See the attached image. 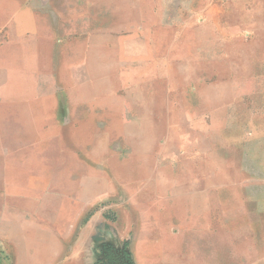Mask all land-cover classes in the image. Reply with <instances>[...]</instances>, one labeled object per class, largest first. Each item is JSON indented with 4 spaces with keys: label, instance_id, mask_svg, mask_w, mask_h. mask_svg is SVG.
<instances>
[{
    "label": "rangeland",
    "instance_id": "obj_1",
    "mask_svg": "<svg viewBox=\"0 0 264 264\" xmlns=\"http://www.w3.org/2000/svg\"><path fill=\"white\" fill-rule=\"evenodd\" d=\"M69 1L73 0L39 1V7H45L42 34L48 41L50 29L66 31L57 25L51 3L64 9ZM179 26L172 27V48L181 40ZM123 30L129 32L126 27ZM14 34L11 24H0V197H59L61 177L53 175L55 168L67 160L74 168L88 163L92 197L103 188L96 185L93 174L101 172L110 179L104 186L106 195L101 196L106 199L96 202V207L102 206L113 218L122 209L186 211L181 215L187 218H167L171 230H178L179 221L195 222L204 235L208 257L213 258L218 249L213 259L217 264H264V37L235 41L229 51L232 56L218 63L186 58L187 64L180 68L171 65L168 74H158L164 93L169 91L159 98L170 103V108L164 107V116L172 120L157 122L161 143L156 140L150 153L132 157L129 138L121 144L111 140L104 150L98 137L90 142L86 138L82 153L83 136L116 131L117 116L109 107L73 104L83 98L82 90L74 88L67 73L55 71L61 59L51 57L52 50L45 52L49 57L43 59L42 73L11 72L15 59L2 58V53L11 47ZM205 53L212 56L208 50ZM26 61L35 63L34 58ZM216 69L225 74L219 75ZM19 83L26 87L29 104L16 103L23 92ZM135 92L134 88L116 89L111 94L127 97ZM93 94L89 102L102 96L98 90ZM131 163L139 169L122 167ZM128 179L136 185L127 183ZM159 179L162 182L155 183ZM194 211L202 217L194 216Z\"/></svg>",
    "mask_w": 264,
    "mask_h": 264
},
{
    "label": "crops",
    "instance_id": "obj_2",
    "mask_svg": "<svg viewBox=\"0 0 264 264\" xmlns=\"http://www.w3.org/2000/svg\"><path fill=\"white\" fill-rule=\"evenodd\" d=\"M39 1L0 0V24L8 22L17 32L2 58L15 59L13 73H42L43 59L49 57L45 52L52 50L50 56L61 59L55 71L67 73L74 88L82 90L83 98L73 104L109 107L118 118L116 131L89 133L79 148H85L86 138L90 142V138L98 137L103 150L111 140L121 144L123 138H129L132 157L150 153L156 140L161 143L157 122L172 120L164 116V107L170 108V103L159 98L169 91L164 93L158 74H168L171 65L180 68L187 64L186 58L201 64L204 60L218 63L229 58L235 41H243L245 36L257 40L264 37V0H73L64 9L51 3L57 25L66 31L59 32L57 25L51 24L57 29H50L48 41L42 34L45 7H39ZM174 25H180L181 40L172 48ZM125 27L128 33H124ZM27 58H34V65H28ZM214 72L225 74L217 69ZM21 86L23 92L16 103L26 105V87L19 83V89ZM133 88L136 92L127 97L111 94L116 89L129 92ZM96 90L102 96L89 102ZM122 167L139 169L137 163ZM55 169L53 175L61 177L59 197H0V264H102L99 259L107 246L124 245L134 264H217L213 259L218 249L213 258L208 257L204 235L197 231L195 222L179 221L178 230H171L167 218L186 217L181 215L186 211L122 209L113 218L102 206L96 207L106 199L101 196L107 193L104 186L108 177L101 172L93 174L96 185L103 188L92 197L88 163L74 168L67 160ZM125 181L136 185L132 179ZM141 217L146 222L140 223Z\"/></svg>",
    "mask_w": 264,
    "mask_h": 264
},
{
    "label": "flooded vegetation",
    "instance_id": "obj_3",
    "mask_svg": "<svg viewBox=\"0 0 264 264\" xmlns=\"http://www.w3.org/2000/svg\"><path fill=\"white\" fill-rule=\"evenodd\" d=\"M105 254L99 259L102 264H125L127 249L122 246L120 248H105ZM108 254V256H107Z\"/></svg>",
    "mask_w": 264,
    "mask_h": 264
},
{
    "label": "trees",
    "instance_id": "obj_4",
    "mask_svg": "<svg viewBox=\"0 0 264 264\" xmlns=\"http://www.w3.org/2000/svg\"><path fill=\"white\" fill-rule=\"evenodd\" d=\"M125 264H134V261L129 253H126V263Z\"/></svg>",
    "mask_w": 264,
    "mask_h": 264
}]
</instances>
